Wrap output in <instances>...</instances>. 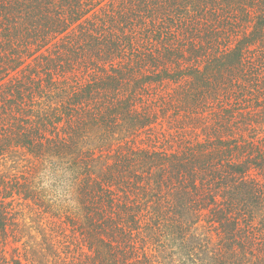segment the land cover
Wrapping results in <instances>:
<instances>
[{
    "label": "trees",
    "instance_id": "1",
    "mask_svg": "<svg viewBox=\"0 0 264 264\" xmlns=\"http://www.w3.org/2000/svg\"><path fill=\"white\" fill-rule=\"evenodd\" d=\"M19 150L0 257L62 167L86 244L62 264H264V0H0V158Z\"/></svg>",
    "mask_w": 264,
    "mask_h": 264
},
{
    "label": "rangeland",
    "instance_id": "2",
    "mask_svg": "<svg viewBox=\"0 0 264 264\" xmlns=\"http://www.w3.org/2000/svg\"><path fill=\"white\" fill-rule=\"evenodd\" d=\"M21 155H23V150L8 153L0 158V177L20 176L25 170L26 175L34 172L35 169L23 167L25 163ZM48 169L50 168L48 167ZM45 171L47 170L39 171V176L35 177L34 180L39 183L41 176L48 174ZM22 195V193H19L17 197ZM77 199L80 207H82L84 200L82 197H77ZM24 201L27 200L22 202ZM33 201L26 202V205L22 204V207H16L15 218L21 223V230L9 233L6 244L3 243L5 253L0 257V262L14 264L13 260L17 259L19 264H62L64 263V256L68 257V259L71 256L72 248L76 246L86 248V244L80 240L83 237L77 231L83 219L81 216L84 213L82 209L79 214H74L70 211H62L53 207L52 211L47 210V213H41L39 207L32 203ZM60 212H62L61 215H59ZM63 214L71 217L76 224L71 223L70 225L65 221L63 228H58V226H61L59 220L65 217ZM68 225L70 226L68 227ZM50 230L51 232L53 231L52 235H48ZM73 239H75V242ZM25 251H27V255H25Z\"/></svg>",
    "mask_w": 264,
    "mask_h": 264
},
{
    "label": "clouds",
    "instance_id": "3",
    "mask_svg": "<svg viewBox=\"0 0 264 264\" xmlns=\"http://www.w3.org/2000/svg\"><path fill=\"white\" fill-rule=\"evenodd\" d=\"M54 171L55 176L51 173L41 176L36 190H43L48 203L54 208L79 214L81 207L76 198L72 172L62 167H58Z\"/></svg>",
    "mask_w": 264,
    "mask_h": 264
}]
</instances>
